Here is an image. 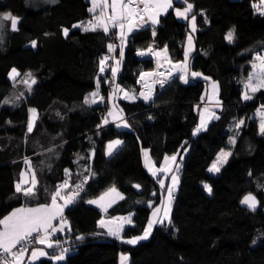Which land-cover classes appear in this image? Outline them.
I'll return each instance as SVG.
<instances>
[{
  "label": "trees",
  "instance_id": "obj_1",
  "mask_svg": "<svg viewBox=\"0 0 264 264\" xmlns=\"http://www.w3.org/2000/svg\"><path fill=\"white\" fill-rule=\"evenodd\" d=\"M189 2L194 4L199 25L190 67L218 81L222 103L220 118L212 120L197 136L192 135L199 123L197 106L203 104L201 96L208 85L203 77H189L187 84L176 77L164 88L158 85L151 102L118 100L131 127L110 124L98 131L97 125L108 107L106 103L88 105L84 99L95 90L98 76L111 78L110 70L99 72V60L108 54L109 43L119 45L116 30L105 34L102 30L85 33L71 28L91 18L90 0H57L55 4L45 0H0V13L11 11L21 18L18 31L11 30L10 22L5 24L0 44V218L17 206L50 203L49 194L63 182L64 170L71 171L75 182L84 163H76L78 156L86 157L95 149L89 163L96 175L64 213L71 231L55 236L61 242L68 241L64 246L70 248L67 259L58 264H120L122 252L130 254V264H264V190L257 189V182L264 185V136L258 132L259 119L255 115L264 105V90L255 93L252 100L242 99L244 81L252 71L250 61L264 45V16L252 8L259 0ZM182 5L175 1L174 8ZM174 8L160 16L155 37L152 27H144L127 40L116 83L134 90L136 95L141 90L139 73L155 68V59L141 58L138 50L150 45L163 49L167 45L173 61L184 58L190 28L187 21L175 15ZM201 9L208 24L199 14ZM64 27L70 29L67 37L62 32ZM233 27L236 39L229 43L225 35ZM31 40L37 41L36 48L31 47ZM115 52L112 63L119 57L118 47ZM13 67L21 74L32 71L37 84L31 93L19 80L13 86L8 77ZM103 79L100 89L107 100L110 88ZM21 92H25V99L17 106L4 103ZM30 107L38 110V118L33 132L26 136ZM241 118L245 124L236 144L229 145V137L237 135L232 131L234 121ZM116 138L123 144L107 156L106 145ZM185 141L186 153L181 148ZM51 147H56L55 154H43ZM221 148L231 149L233 155L219 174L209 173L207 169ZM142 149L150 151L158 166L165 154L178 150L184 153L181 180L174 197L172 224H158L149 239L128 245L106 236L97 222L104 216L131 212L134 226L127 225L125 235L142 233L151 214L144 202L152 200L158 205L162 197L158 179L144 165ZM26 156L35 166L38 201H26L14 194V185L26 169ZM202 182L212 186L211 195ZM136 184L141 188H135ZM113 186L124 194V199L107 213L86 203ZM249 192L260 201L254 212L240 203ZM80 235L84 239L77 240ZM254 239L256 244L252 243ZM36 264L57 262L43 257Z\"/></svg>",
  "mask_w": 264,
  "mask_h": 264
},
{
  "label": "snow or ice",
  "instance_id": "obj_2",
  "mask_svg": "<svg viewBox=\"0 0 264 264\" xmlns=\"http://www.w3.org/2000/svg\"><path fill=\"white\" fill-rule=\"evenodd\" d=\"M45 2L55 4L57 0H45ZM176 2L182 3L184 7L174 8V0H91L92 6L88 9V12L92 14L91 18L86 22L81 21L78 24L71 25V28L79 29L85 33L102 30L105 34H109L112 30H116L115 38L120 42L118 46L112 43L107 45L110 54L117 47L119 48L118 59H114L113 63L108 64L110 60H113V57L105 55L99 60V72L103 74L110 70L111 78L103 79V77L98 76L95 90L84 99L85 104L98 105L106 103L108 107L107 113L101 117V123L97 125L98 131L110 124H114L117 128H130L131 125L123 115V109L117 107V101L120 99L129 101L142 99L144 102H151L154 96V87L158 84L160 88H164L174 81L176 73H178V78L185 84L189 82V77H203L205 81L211 80L210 77L203 76L201 72L192 71L189 64V57L194 50L193 34L198 30L197 15L193 14L194 4L190 3L189 0H176ZM173 8L175 15L187 21L190 28V32L187 35V43L184 46L183 60L173 64L171 58L167 55V45L159 50H155L152 45L146 51L138 50L137 55L139 56L153 55L158 59L167 61L168 68L161 70L162 65L158 64L157 69L154 71H141L139 73L138 83L143 85V90L140 91L139 95H136L134 90L129 91L122 88L116 83V77L120 72V65L123 61L124 49L128 38L135 30L143 28L149 22L153 28V37H155V27L160 22V16L166 14L169 9ZM252 8L259 15L264 16V0H259L258 3L254 2ZM199 14L204 16V22L208 23L207 15L203 9H201ZM20 21L21 18L13 15L11 11L0 13V44L3 43L5 24L10 22L11 30L15 32L19 30L18 25ZM62 32L67 37L70 29L64 27ZM225 39L229 43L235 41V27L228 30ZM30 44L33 48L38 46L36 40H31ZM261 49V51H255L250 61L252 71L248 73L244 81V91L242 93V99L244 101L252 100L255 93L264 90V45H261ZM252 51L251 49L248 50V52ZM21 75H23V79H19ZM8 77L13 82V86L19 80V83L24 85L27 93H31L33 86L37 84V79L31 70L21 74L16 67H13L8 73ZM102 79L104 83L109 84L110 88L107 100L100 92ZM23 99H25V92H21L11 99L6 98L4 103L17 106ZM201 101L206 102L202 109L197 106L199 123L192 130L193 136H197L201 132L206 131L210 121L220 118L216 114V109L222 107V103L218 98L217 81H211V93H206V96H201ZM28 112L29 118L27 121L26 136L33 132L38 118V110L36 108L30 107ZM57 115L60 114L57 113ZM256 116L259 119L258 132L264 136V105H260L256 110ZM149 119H152V117H149ZM244 124L245 119L243 118L234 121L232 131L237 135L229 137V145L234 146L236 144L237 136ZM122 144L123 141L120 139L108 141L105 154L107 156L113 155L116 149ZM186 145L187 141L181 145L185 153L188 151ZM142 151L145 157V167L153 177L158 179L161 189L164 190L166 188L167 199L161 198L159 205H155L152 200L144 202L151 209V215L147 218L146 226L140 235L131 237L125 235V226H134V213L131 212L126 216L112 217L109 219L102 217L97 222L99 227L105 229L104 234L106 236L128 245H136L140 241L149 239L152 235L153 228L158 224L163 225L165 222L168 225L172 224L170 215L171 206L175 191L179 185V176L177 173H179L183 161V156H180L178 162V150L176 154L171 156L165 154L163 162L159 167H156L155 163L149 158V150L142 149ZM55 153L56 147H51L43 154ZM232 155V151L221 148L207 171L213 174L219 173L224 165L229 162V158ZM94 156V148L86 157L78 156L76 163L80 164V161H84V163L80 165L81 170L76 173L77 180L75 182L71 179V171L69 169L64 170L65 178L63 182L57 184L55 191L49 194L50 203L37 202L35 207L21 206L13 208L11 212L0 218V264H25L26 257L28 264H34V262L39 261L42 257H47L51 261L57 262V264L67 259L70 248L65 247L64 244L68 243V241L61 242L54 237L58 232L71 231L70 222L66 219L64 211L77 202L81 194L85 193V186L89 180L95 177L96 173L89 163ZM24 164L26 165V171L20 173V178L14 185V194L17 197H23L26 201H38L39 181L36 176L35 166L32 163V159L27 156L24 157ZM41 164L43 165L44 161H41ZM46 166L49 169L51 168V164ZM26 174L29 175V179H25ZM169 174H171V183L166 186L165 181L159 177L161 175L167 177ZM251 175L252 173L249 171V176ZM134 187L140 189L141 185L136 184ZM203 188L207 193L212 194L213 189L210 184L203 183ZM257 189L264 190V185L257 182ZM117 197L121 200L124 199V196L113 186L98 198L89 199L86 203L97 205L103 213H107L112 204L116 202ZM137 203L141 202L137 201ZM240 203L246 205L249 210L254 212L260 204V201L256 195L249 192L243 196ZM76 238L77 240L84 239L83 235L77 236ZM252 243L256 244L257 240L254 239ZM45 248L52 250L53 254L50 255ZM128 259L127 254H120V264H127Z\"/></svg>",
  "mask_w": 264,
  "mask_h": 264
},
{
  "label": "crops",
  "instance_id": "obj_3",
  "mask_svg": "<svg viewBox=\"0 0 264 264\" xmlns=\"http://www.w3.org/2000/svg\"><path fill=\"white\" fill-rule=\"evenodd\" d=\"M175 1L176 0H174V3H175ZM184 6V5H183ZM194 14V13H193ZM182 19V18H181ZM197 26H198V30H199V25L197 24ZM144 27H151V24H150V22L148 23V24H146ZM143 27V28H144ZM197 30V31H198ZM196 33V32H195ZM195 33L193 34V38H194V50H195ZM186 43H187V39H186ZM154 47V49L155 50H159L158 48H156L155 46H153ZM148 48H145V49H140V50H147ZM194 50H193V52H194ZM193 52L191 53V55H190V57H189V64H191V56H192V54H193ZM167 55L170 57V55H169V53H168V51H167ZM141 58H145V57H152V58H154L155 59V68L153 69V70H146L145 72H148V71H154V70H156L157 69V66H158V64H160V65H162V68H161V70H165V69H167L168 68V62L167 61H164V60H161V59H158L157 57H155V56H153V55H146V56H140ZM119 58V57H118ZM117 58V59H118ZM171 58V57H170ZM171 61H172V63L173 64H175V63H177V62H179V61H173L172 59H171ZM120 69H121V65H120ZM173 71L175 72V70L173 69ZM176 77H178V73H176V75H175V78ZM197 78H199V77H197ZM139 84V86H140V89L141 90H143V85L142 84H140V83H138ZM157 86H158V84L154 87V96H155V94H156V88H157ZM140 90V91H141ZM94 91V90H93ZM92 91V92H93ZM100 92H101V89H100ZM101 94H102V92H101ZM153 96V97H154ZM106 98V97H105ZM125 116V115H124ZM126 117V116H125ZM127 118V117H126ZM114 140V139H113ZM185 153V152H184ZM184 153H179V155H178V157H177V159H178V161H179V157L180 156H184L183 154ZM174 154H176V153H174ZM171 155H173V154H169V156H171ZM149 158L155 163V161H154V159L152 158V156H151V154H150V151H149ZM143 160H145V157H144V155H143ZM163 162V161H162ZM155 166L156 167H159L158 165H156V163H155ZM162 176V175H161ZM160 176V177H161ZM159 177V178H160ZM159 182V181H158ZM116 188V187H115ZM117 189V188H116ZM118 191H119V193L120 194H122L123 196H124V194L119 190V189H117ZM106 192V191H105ZM99 197V196H98ZM98 197H95V198H93V199H96V198H98ZM174 197H175V194H174ZM162 198V197H161ZM121 199H119L118 197L116 198V202L115 203H113L112 204V206L114 205V204H116L117 202H119ZM161 202V201H160ZM160 204V203H159ZM158 204V205H159ZM22 206H26V205H22ZM36 205H33V206H29V205H27V207H35ZM95 206H97V205H95ZM18 207H21V206H17V207H15V208H18ZM98 207V206H97ZM66 210V209H65ZM11 212V211H10ZM64 213H65V211H64ZM127 215V214H126ZM126 215H117V216H113V217H118V216H126ZM151 215V214H150ZM108 217V216H107ZM110 218H112V217H110ZM126 227V226H125ZM59 233H62V232H58V233H56V235L57 234H59ZM55 235V236H56ZM55 238V237H54ZM56 239V238H55ZM45 250L46 251H48L49 252V254L51 255V254H53V252H52V250H49V249H47V248H45ZM29 255H30V252H29ZM43 258V257H42ZM40 261V260H39ZM38 261V262H39ZM25 264H28V261H27V257L25 258ZM35 264V263H34ZM127 264H130V256H129V259H128V261H127Z\"/></svg>",
  "mask_w": 264,
  "mask_h": 264
},
{
  "label": "rangeland",
  "instance_id": "obj_4",
  "mask_svg": "<svg viewBox=\"0 0 264 264\" xmlns=\"http://www.w3.org/2000/svg\"><path fill=\"white\" fill-rule=\"evenodd\" d=\"M91 1V0H90ZM92 6V5H91ZM90 6V7H91ZM179 8H183L184 6L182 5V6H178ZM211 81H217V80H214V79H211V80H209L208 81V85H207V87H206V92H205V95L204 96H206V93H211ZM218 82V81H217ZM122 87V86H121ZM122 88H124V87H122ZM124 89H126V88H124ZM126 90H128V89H126ZM130 91V90H129ZM104 96V95H103ZM105 97V96H104ZM218 98H219V100H220V91H219V83H218ZM221 101V100H220ZM118 102V101H117ZM206 102V101H205ZM205 102H203V104L201 105V107H199L200 109H202L204 106H205ZM117 107L118 108H120L119 106H118V104H117ZM220 109V108H219ZM216 114L218 115V109H216ZM124 115V114H123ZM255 115H256V112H255ZM211 122V121H210ZM209 122V123H210ZM209 125V124H208ZM116 139H120V138H116ZM120 140H122V139H120ZM121 146V145H120ZM119 146V147H120ZM118 147V148H119ZM117 148V149H118ZM116 149V150H117ZM225 150H230L231 151V149H229V148H224ZM184 155V154H183ZM184 157V156H183ZM179 162V161H178ZM181 167H182V163H181ZM222 170V169H221ZM23 171H26V169H24ZM181 169H180V171H179V173H177V175L179 176V184H180V180H181ZM221 172V171H220ZM219 172V173H220ZM219 173H215V174H219ZM213 174V173H212ZM170 176H171V174H169V176H167V177H165V176H161L160 177V179H163L164 181H165V185L167 186L168 184H170L171 183V179H170ZM30 177H29V175H25V179H29ZM178 187H179V185H178ZM178 187H177V189H176V191H175V194H176V192H177V190H178ZM162 198H164L165 200L167 199V190H166V188L164 189V190H162ZM173 202H174V200H173ZM173 202H172V206H171V213H172V208H173ZM171 213H170V215H171ZM103 218H105V219H109L110 217H107V216H104ZM127 226V225H126ZM155 228V227H154ZM154 228H153V230H154ZM153 233V232H152ZM138 235H140V234H138ZM136 236V235H135ZM151 237V236H150ZM149 237V238H150ZM141 242V241H140ZM122 253H124V254H127V256H128V258H129V256H130V254L128 253V252H122ZM35 264L36 263H38V261H36V262H34Z\"/></svg>",
  "mask_w": 264,
  "mask_h": 264
},
{
  "label": "built area",
  "instance_id": "obj_5",
  "mask_svg": "<svg viewBox=\"0 0 264 264\" xmlns=\"http://www.w3.org/2000/svg\"><path fill=\"white\" fill-rule=\"evenodd\" d=\"M200 11H201V10H200ZM200 11H199V12H200ZM208 23H209V22H208ZM208 23H207V24H208ZM116 42H117V41H116ZM114 45H115V43H114ZM115 54H116V52L114 51V52H113V53H111V54L108 52V54H107V55H110L111 57H113V58H114V57H115ZM111 63H112V61H109V62H108V64H111ZM106 67H107V65H106ZM82 194H83V193H82ZM82 194H81V195H82Z\"/></svg>",
  "mask_w": 264,
  "mask_h": 264
},
{
  "label": "water",
  "instance_id": "obj_6",
  "mask_svg": "<svg viewBox=\"0 0 264 264\" xmlns=\"http://www.w3.org/2000/svg\"><path fill=\"white\" fill-rule=\"evenodd\" d=\"M252 193V192H251ZM254 194V193H253ZM255 195V194H254ZM257 197V196H256ZM257 199H258V197H257ZM259 200V199H258ZM245 208H248L246 205H243ZM258 207H259V205H258ZM257 207V208H258ZM249 209V208H248Z\"/></svg>",
  "mask_w": 264,
  "mask_h": 264
}]
</instances>
